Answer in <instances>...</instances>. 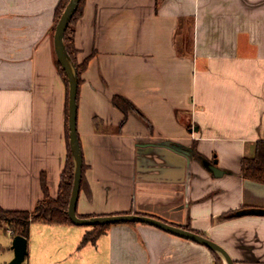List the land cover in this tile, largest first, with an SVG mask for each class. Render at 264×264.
Instances as JSON below:
<instances>
[{
	"label": "crops",
	"instance_id": "1",
	"mask_svg": "<svg viewBox=\"0 0 264 264\" xmlns=\"http://www.w3.org/2000/svg\"><path fill=\"white\" fill-rule=\"evenodd\" d=\"M58 1L0 0V207L7 210H31L43 180L54 198L67 158L66 89L53 41ZM74 43L78 62L89 57L77 98L76 214L152 216L200 232L233 264H264V213L221 218L264 208V184L240 174L242 158L264 141V0H84ZM114 94L151 128L113 106ZM92 226L31 221L19 264L216 261L207 246L140 222L112 223L79 246ZM5 234L8 264L13 235Z\"/></svg>",
	"mask_w": 264,
	"mask_h": 264
},
{
	"label": "trees",
	"instance_id": "2",
	"mask_svg": "<svg viewBox=\"0 0 264 264\" xmlns=\"http://www.w3.org/2000/svg\"><path fill=\"white\" fill-rule=\"evenodd\" d=\"M69 0H59L54 9V24L55 25L67 5ZM84 0H79L76 9L74 10L68 24L63 33V44L65 50L72 61L74 68L76 70L77 76V93H76V105L78 98V87L81 82V75L87 67V62L89 57H85L83 61L78 62L77 53L78 50L75 47L74 43V25L78 18L82 14ZM56 61L57 71L59 72L61 78L64 81L66 89V98H65V140L67 144V158L63 170L60 175L59 186L57 195L53 198L50 196L47 186L43 180L42 189H43V198L39 200L31 210H7L0 207V227H3L4 231L10 230L13 236L21 235L25 238H28L29 228L31 221H38L43 223H72L70 220L67 208L72 188L73 182V159L69 145V130H68V79L66 72ZM113 106L118 108L126 115L128 112H132L137 117H139L149 128H151L150 121L147 117L126 97L120 94H114L111 98ZM124 122V118L121 123ZM193 150V149H192ZM191 150V151H192ZM194 151V150H193ZM240 174L245 179H250L264 184V141H257L255 145V152L252 157H244L241 160L240 164ZM82 179V174H81ZM81 184V180H80ZM253 208V207H245ZM239 210H234L227 212L221 215V218H229L233 216L242 215L239 213ZM79 217H88V216H79ZM110 224H96L93 225L91 229L87 230L79 246H83L86 243H95L96 239L106 231ZM184 229L190 230L188 227H183ZM201 234L198 231H194ZM213 251V250H212ZM215 255V264H221L220 258L217 253L213 251Z\"/></svg>",
	"mask_w": 264,
	"mask_h": 264
},
{
	"label": "water",
	"instance_id": "3",
	"mask_svg": "<svg viewBox=\"0 0 264 264\" xmlns=\"http://www.w3.org/2000/svg\"><path fill=\"white\" fill-rule=\"evenodd\" d=\"M79 0H69L64 10L62 11L54 30V51L57 61L60 63L64 71L66 72L68 79V130H69V145L73 159L74 171H73V182L72 188L67 208V213L75 224H112L118 222H140L146 223L172 234L181 236L183 238L201 243L207 246L209 249L217 252L225 261L226 264H233L229 254L226 250L217 244L216 242L210 240L209 238L194 232L192 230H187L182 227L169 224L158 218L147 216L143 214H112V215H100L93 217H79L76 214V201L80 188L81 172H82V156L81 150L78 142L77 132H76V93H77V76L76 70L72 61L70 60L64 44H63V33L70 20ZM214 169V168H213ZM239 213H264V208H245L240 210ZM11 248L13 250V258L8 262V264H19L23 261L27 253V239L21 235H15L12 238Z\"/></svg>",
	"mask_w": 264,
	"mask_h": 264
},
{
	"label": "rangeland",
	"instance_id": "4",
	"mask_svg": "<svg viewBox=\"0 0 264 264\" xmlns=\"http://www.w3.org/2000/svg\"><path fill=\"white\" fill-rule=\"evenodd\" d=\"M8 241H9V237L7 234H5V231L3 229V227H0V264H3V256H4V252L3 247L8 245Z\"/></svg>",
	"mask_w": 264,
	"mask_h": 264
},
{
	"label": "built area",
	"instance_id": "5",
	"mask_svg": "<svg viewBox=\"0 0 264 264\" xmlns=\"http://www.w3.org/2000/svg\"><path fill=\"white\" fill-rule=\"evenodd\" d=\"M9 232H10V230H9Z\"/></svg>",
	"mask_w": 264,
	"mask_h": 264
}]
</instances>
